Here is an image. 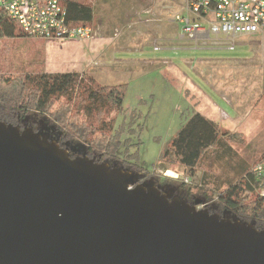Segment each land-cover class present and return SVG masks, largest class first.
<instances>
[{
    "label": "rangeland",
    "instance_id": "1",
    "mask_svg": "<svg viewBox=\"0 0 264 264\" xmlns=\"http://www.w3.org/2000/svg\"><path fill=\"white\" fill-rule=\"evenodd\" d=\"M150 1L93 0L92 25L98 34L89 41L19 36L0 38V77L13 79L23 75L76 72L93 79L100 86L126 84L121 114L111 112L102 119L111 123L114 134L117 133L122 142L115 157L104 158L101 152L89 149L75 138H63L66 132L60 130L47 115L31 111L25 117V122L39 135L46 134L55 142L62 140L71 156L87 157L91 153L96 162L100 160L109 167L129 170L144 186L172 190L178 198H186L187 202L201 200L199 208L235 219L231 212L220 213L216 196L245 171L264 162L263 77L252 75L251 87L246 89L247 95H240L244 89L240 81L246 75L244 65L228 69L226 66L208 64L209 59L234 56L238 50L236 40L235 49L230 51V43L221 35H211L208 40L181 39L179 24L174 19L177 15L186 14L185 0H173V9L162 14L153 9L148 10L146 5ZM131 3L139 11L130 16L128 11L132 7ZM129 19L135 24L130 31L139 33L133 35L128 32L122 38H115L114 30H119V36L123 27L127 28ZM16 31L19 32L18 29ZM228 73L232 78L235 77L233 84L237 94L232 98V103L234 110L241 115V121L245 110L256 105L255 109L263 112L260 114L263 124L256 130L258 134L243 128L246 139L243 145L221 146L219 151L204 158L194 176L179 166H171L165 171L158 162L160 154L193 113L203 107H210L212 112L218 110V114L222 115L223 111L230 115L229 104L211 95L213 84L209 78ZM198 75L206 76L202 79ZM74 99L72 106L77 110L78 103ZM65 101L64 98L57 99L54 107L58 108ZM19 107L10 106L15 110ZM80 119L96 128V132L90 136L92 139L101 134L110 139L115 138L116 135L111 138L107 126L100 125L102 121L90 120L82 112ZM218 126L220 134L233 130L219 120ZM124 154L127 158L123 157ZM132 166L141 169L136 171ZM176 175L177 178H174ZM185 178L189 179L192 188L191 194L187 196V185L183 182ZM201 191H206V197ZM213 191L217 194L214 195ZM258 195L264 196V190L259 191Z\"/></svg>",
    "mask_w": 264,
    "mask_h": 264
},
{
    "label": "water",
    "instance_id": "2",
    "mask_svg": "<svg viewBox=\"0 0 264 264\" xmlns=\"http://www.w3.org/2000/svg\"><path fill=\"white\" fill-rule=\"evenodd\" d=\"M0 121V264H264V229Z\"/></svg>",
    "mask_w": 264,
    "mask_h": 264
},
{
    "label": "trees",
    "instance_id": "3",
    "mask_svg": "<svg viewBox=\"0 0 264 264\" xmlns=\"http://www.w3.org/2000/svg\"><path fill=\"white\" fill-rule=\"evenodd\" d=\"M60 2L66 10V21L70 25L93 26L94 13L88 1L64 0L63 2L60 0ZM16 29H18L16 24L5 14L0 13V38L25 37L20 32L17 33ZM125 89L126 84L100 86L93 79L76 72L23 75L13 79L0 77V121L24 129L22 121L28 113L35 111L38 114L49 116L60 130H64L66 134L63 138H75L89 149L101 152L104 158L115 157L122 142L119 135L114 134L111 123H106L102 119L105 114L111 112L121 114ZM60 98L66 101L55 108V101ZM74 98L78 103L76 106L78 111L72 106ZM11 105H20V107L15 110L10 108ZM80 112L90 120L102 121L100 125L107 126V130L112 134L111 138L116 135L115 138L110 139L107 135L101 134L92 139L90 136L96 132V128L93 124L82 121ZM219 131L218 124L209 121L199 113H193L170 145L160 154L159 165L165 171L171 166H179L194 176L197 168L209 154L216 153L221 146L243 145L246 141L242 133L226 131L220 134ZM62 142L61 140L56 143L60 148L67 150ZM69 156L73 157L71 154ZM87 157L94 159L91 153ZM123 157L127 158L126 154ZM99 163L105 162L99 160ZM132 168H136V171L141 169L137 166H132ZM184 185L182 188H185ZM190 186L187 185L186 196L191 194ZM261 190H264V182L256 180L251 169L245 171L216 196L220 213L231 212L235 219L247 222L258 230H263L264 196L258 195ZM206 191H201L203 197H206ZM213 193L217 194L216 191ZM255 194L256 196L251 198ZM185 201H187L186 198Z\"/></svg>",
    "mask_w": 264,
    "mask_h": 264
},
{
    "label": "built area",
    "instance_id": "4",
    "mask_svg": "<svg viewBox=\"0 0 264 264\" xmlns=\"http://www.w3.org/2000/svg\"><path fill=\"white\" fill-rule=\"evenodd\" d=\"M185 11L174 19L179 24L181 39L196 41L221 35L233 40L264 33V0H186ZM0 13L29 38L89 41L98 34L93 26L70 25L60 0H0ZM114 32L117 35L119 30ZM251 173L264 182V162L254 165ZM183 182L191 184L188 178Z\"/></svg>",
    "mask_w": 264,
    "mask_h": 264
},
{
    "label": "crops",
    "instance_id": "5",
    "mask_svg": "<svg viewBox=\"0 0 264 264\" xmlns=\"http://www.w3.org/2000/svg\"><path fill=\"white\" fill-rule=\"evenodd\" d=\"M88 1L89 4L93 8V4L95 2H92L91 0H85ZM110 1V0H107ZM133 1V0H131ZM186 4V0H185ZM132 7L129 9L128 14L134 15V13H137L138 7L134 6L133 3H131ZM106 7V5H104ZM148 10H156L159 12V14L165 13L166 11L173 9L174 7V2L173 0H164V2H159L157 0H152L148 5ZM109 8L112 6H108ZM140 9V8H139ZM145 9V8H144ZM147 10V9H146ZM94 13V12H93ZM127 21V20H126ZM125 21V22H126ZM124 22V24H125ZM134 21L129 19V23L127 25V28H124L121 30V33L118 35H115V38H122L125 36L126 33L132 32L134 33H139V31L135 32L134 30ZM209 36H205L202 39L199 40H208ZM230 45L228 46V49L230 51H233L235 49V40L236 44L238 45V50L237 53L229 58H215V59H209L208 64H213L217 67L219 66H226L228 69L235 68L237 66H243L244 71L246 72V75H243L242 81L240 83L244 87L243 91H240V95H247V87H251V80H252V75H262L263 77V85H264V33H257L253 35H242L234 38L233 40H229L226 37H224ZM220 40V39H217ZM221 42V41H219ZM217 44V42H215ZM221 44V43H220ZM231 48V49H230ZM202 79H205L204 77L206 75H198ZM212 79V88L210 89L211 95L219 97L220 101H224L229 104L230 108V115L225 114L223 111H221L223 114L221 115L217 113V111H211L210 107H203L200 109L199 113L202 115L204 118L208 119L209 121H212L216 124H218V120L221 123H225V125H228L231 127L233 130H229L231 132H239V133H244L243 128H249L251 131H254L255 133L258 134V128L262 126V118L260 114H263L262 111H257L256 106L249 110H245L244 113V118L241 121V115L237 113L234 110L233 106V101L232 98L236 96V89L235 85L233 84V81L235 77H231L230 73L228 75H212L209 77ZM264 92V86L262 89ZM207 96L205 93L203 94ZM249 95L252 96L251 92H249ZM208 101H211L208 99ZM212 105H215L212 103Z\"/></svg>",
    "mask_w": 264,
    "mask_h": 264
},
{
    "label": "flooded vegetation",
    "instance_id": "6",
    "mask_svg": "<svg viewBox=\"0 0 264 264\" xmlns=\"http://www.w3.org/2000/svg\"><path fill=\"white\" fill-rule=\"evenodd\" d=\"M23 123V125H24V129L25 128H30V129H32L33 131H34V129L33 128H31V126L30 125H28V123L26 124V122H25V119L22 121ZM19 129H21V127H18ZM22 130V129H21ZM34 132H36V131H34ZM36 133H38V132H36ZM39 134V133H38ZM40 135H43V134H40ZM51 139V138H50ZM73 157H75V156H73ZM181 199H183V198H181ZM185 200V199H184ZM192 201H189V203H191Z\"/></svg>",
    "mask_w": 264,
    "mask_h": 264
}]
</instances>
